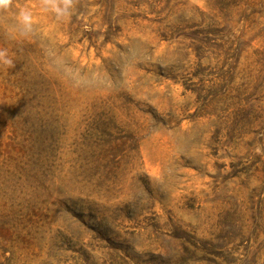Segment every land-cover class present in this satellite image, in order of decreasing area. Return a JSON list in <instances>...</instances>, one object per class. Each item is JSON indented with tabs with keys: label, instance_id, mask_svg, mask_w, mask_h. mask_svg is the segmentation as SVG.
<instances>
[{
	"label": "rangeland",
	"instance_id": "obj_1",
	"mask_svg": "<svg viewBox=\"0 0 264 264\" xmlns=\"http://www.w3.org/2000/svg\"><path fill=\"white\" fill-rule=\"evenodd\" d=\"M0 49V264H264V0H14Z\"/></svg>",
	"mask_w": 264,
	"mask_h": 264
},
{
	"label": "clouds",
	"instance_id": "obj_2",
	"mask_svg": "<svg viewBox=\"0 0 264 264\" xmlns=\"http://www.w3.org/2000/svg\"><path fill=\"white\" fill-rule=\"evenodd\" d=\"M13 3L14 0H0V11H8L13 6ZM39 3L44 11H50L57 19H61L71 14L76 0H39ZM15 20L14 31L20 36L29 35L36 23L33 10L30 6L21 7L15 16ZM0 64L8 67L14 66L13 61L7 56L6 49H0Z\"/></svg>",
	"mask_w": 264,
	"mask_h": 264
}]
</instances>
